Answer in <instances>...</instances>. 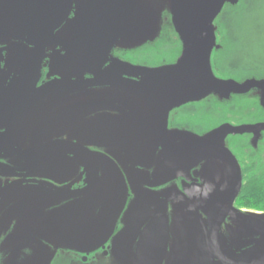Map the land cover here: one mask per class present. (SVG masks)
Segmentation results:
<instances>
[{
    "label": "water",
    "instance_id": "1",
    "mask_svg": "<svg viewBox=\"0 0 264 264\" xmlns=\"http://www.w3.org/2000/svg\"><path fill=\"white\" fill-rule=\"evenodd\" d=\"M238 1L0 0V45L9 46L8 65L15 70V82L8 90H1L0 74V93L24 97L30 110L58 86L66 84L76 90L80 85L62 81L36 88L48 49L52 50L48 57L53 75L69 79L90 71L98 81L92 85L102 86L99 81L108 74L100 67L111 48L142 45L159 32L162 13L167 11L183 44L181 56L176 63L157 68L117 61L118 85L138 94L153 111L162 112L164 120L170 110L210 95L227 99L257 90L264 108V79L221 80L211 67L215 21L226 5L235 6ZM73 3L81 9L72 32L67 17ZM57 47L60 50L55 51ZM123 75L141 81L126 83L120 79ZM70 110L67 117L73 131L68 132V141L52 142L51 134L39 127L21 133L19 124L4 134L11 140L34 136L27 149L16 150L26 156V162L15 166L23 167L29 177L44 180L29 189L18 184L0 187V236L15 222L5 241L14 248L15 260L10 264H17V259L19 264H52L59 250L88 256L104 250L109 241L117 264H264V213L235 207L242 175L225 145L229 135L243 134H252L255 144L264 123L223 124L199 137L158 131L151 137L153 143L145 133L143 143L140 133H130L132 139L127 142L123 133L127 143L106 156L99 149L87 148L99 147L88 144L101 136L99 117L84 120L98 108L82 102ZM57 118L56 125H60L65 117L59 114ZM36 135H47L48 142L38 146ZM200 163H204L202 185L185 193L175 187L152 191ZM138 167L155 170L149 174ZM81 168V176L86 175L84 187L74 190L69 180ZM130 191L133 199L127 206ZM123 213L124 227L113 236ZM22 249L32 255L20 260Z\"/></svg>",
    "mask_w": 264,
    "mask_h": 264
},
{
    "label": "flooded vegetation",
    "instance_id": "2",
    "mask_svg": "<svg viewBox=\"0 0 264 264\" xmlns=\"http://www.w3.org/2000/svg\"><path fill=\"white\" fill-rule=\"evenodd\" d=\"M80 9L81 7L75 3L71 5L67 20L70 23L72 32L74 31L77 13ZM61 27L55 32H58ZM247 33L215 32L216 47L211 54V67L218 79L233 80L238 83L252 78L264 79V75L257 74V71H261L262 64L256 60L255 54L250 51L251 45ZM8 47L5 44L0 45V74L2 75V89H0L3 91L11 88L10 86L15 82V70L8 65L9 55L6 52ZM182 48V41L177 33L174 32V29L173 32H156L151 39L146 40L140 46L123 47L114 45L106 56V61L103 60V64L100 67L101 72L108 74L107 77H103L99 81L103 84L102 86L92 85L98 81L90 74V71L84 73L82 77H71L69 79L53 75L48 57L52 54V50L48 49L46 52L47 57L40 69V77L36 88L42 89L50 83L60 81L68 84L76 83L80 86H77L76 90L74 86L66 84L58 86L53 89L52 94L44 98L41 97L37 101L35 109L30 110L26 108L27 103L24 97L17 99V95L7 94L4 96L0 93V187L4 188L18 184L22 188L29 189L37 187L39 183L44 182L43 179L29 177L23 167L15 166L26 162V156H21L16 150L27 149L31 143L33 144L34 136L32 134L28 136L22 135L19 140H11L4 136L7 130L17 128L18 124L21 133L26 131V129L34 132L39 127L44 132L51 134L52 142L57 140L68 141L70 137L68 132L73 131V125L68 124L67 117L70 115V107L82 102L84 106H88L89 103V105L92 104L95 108H98L94 114L89 115L84 120L98 116L100 122V138L98 140H87L88 144L98 143L99 147L89 145L87 148L90 150L99 149L106 156H111L110 153L115 154V148L119 145L130 142L132 139L130 133L132 136L134 133H140L142 143L144 141L143 134L145 133L150 137V142L153 143L154 134L158 131L186 132L199 137L223 124L240 126L264 123V108L261 106L260 92L257 90L243 95H231L227 99H220L218 96L210 95L201 101L189 102L170 110L164 120L162 112L153 111L151 105L139 97L138 94L129 93L130 89L118 85V77L115 76L119 71L115 69L117 61L132 66L157 68L176 63L181 56ZM56 50H60V48L57 47L55 48ZM120 79L131 84H137L141 81L139 77L127 75L121 76ZM11 96L14 99L10 100ZM208 108L210 111H206ZM59 114L65 118L60 121V125H56ZM45 126L47 128L43 129ZM59 133H66V135L59 137ZM123 133H126L125 140L127 142L123 140ZM35 137L39 138L36 142L38 146L48 142L47 135L40 137L36 135ZM253 137L252 134L229 135L225 141L226 147L240 165L242 184L249 171H253V175L257 172L260 174L264 172V131L260 134L255 144L252 142ZM114 161L119 164L117 160L114 159ZM203 167L204 163L191 167L170 183L152 188V191L160 192L167 188L175 187L179 191L184 192L192 186H200L202 185ZM120 169L127 180V173L123 172L121 166ZM138 169L149 174H152L155 170V168L146 167H138ZM82 172V168L78 169L77 174L69 180V183L72 182L73 184L72 189L84 187L86 175L83 174L81 176ZM48 183H52L56 187L64 186L50 181ZM143 188L148 189L146 186H143ZM132 199L133 195L130 191L127 206ZM124 213L116 225L113 236L124 227L122 222ZM228 223L229 221L226 220L225 224ZM14 226L15 222L10 225L7 231L1 234L0 247L5 244ZM224 226L223 231L225 229ZM8 244L6 243V247L0 251V264H10L12 260H15L13 259V253H11L14 248ZM60 253L68 255L71 262L75 264H94L100 259L116 260L110 250V241L104 250H98L88 256L72 251L59 250L57 254ZM19 255L21 260L23 255L29 257L32 253L29 249H22ZM17 264H19L18 259Z\"/></svg>",
    "mask_w": 264,
    "mask_h": 264
},
{
    "label": "rangeland",
    "instance_id": "3",
    "mask_svg": "<svg viewBox=\"0 0 264 264\" xmlns=\"http://www.w3.org/2000/svg\"><path fill=\"white\" fill-rule=\"evenodd\" d=\"M159 32H173L170 16L164 11L159 23ZM215 26L224 32H248L251 52L262 64L257 74L264 75V0H239L235 6H226L215 21ZM245 35V34H244ZM210 111V109H206ZM237 208V207H236ZM239 209V208H238ZM243 212L250 211L240 209ZM254 212V211H250ZM261 213V212H260ZM52 264H75L68 255L57 254ZM94 264H117L110 259H100Z\"/></svg>",
    "mask_w": 264,
    "mask_h": 264
},
{
    "label": "trees",
    "instance_id": "4",
    "mask_svg": "<svg viewBox=\"0 0 264 264\" xmlns=\"http://www.w3.org/2000/svg\"><path fill=\"white\" fill-rule=\"evenodd\" d=\"M218 32H224L221 29ZM235 206L239 209L264 213V172L249 171L244 179L241 192L235 201Z\"/></svg>",
    "mask_w": 264,
    "mask_h": 264
}]
</instances>
